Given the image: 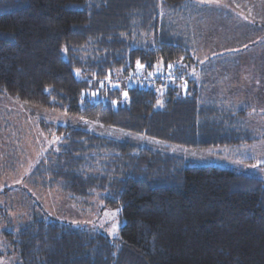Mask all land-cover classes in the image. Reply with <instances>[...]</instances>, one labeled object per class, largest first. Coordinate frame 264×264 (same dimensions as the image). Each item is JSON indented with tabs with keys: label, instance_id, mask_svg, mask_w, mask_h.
Wrapping results in <instances>:
<instances>
[{
	"label": "trees",
	"instance_id": "trees-1",
	"mask_svg": "<svg viewBox=\"0 0 264 264\" xmlns=\"http://www.w3.org/2000/svg\"><path fill=\"white\" fill-rule=\"evenodd\" d=\"M186 7L0 0V96L83 120L41 123L62 139L51 182L72 201L96 196L119 208L123 222L112 239L36 218L17 236L5 233L19 264H264V178L171 153L226 150L252 164L264 143L252 109L208 99L204 83L177 67L198 68ZM160 63L174 78L165 89L128 82Z\"/></svg>",
	"mask_w": 264,
	"mask_h": 264
},
{
	"label": "rangeland",
	"instance_id": "rangeland-1",
	"mask_svg": "<svg viewBox=\"0 0 264 264\" xmlns=\"http://www.w3.org/2000/svg\"><path fill=\"white\" fill-rule=\"evenodd\" d=\"M188 3L186 19L191 28L186 38L193 45L198 68L191 69L183 61L177 67L186 72L188 80L204 83L208 99L224 100L228 97V91L224 93V62L228 63L224 57L235 58L237 52L253 53L250 49L257 33L264 30V25L258 27L255 23L258 20L260 24L264 23V12L261 11L257 20L253 10L258 6L264 11V0H188ZM225 15L232 20L224 18ZM256 61L253 58L251 63ZM162 70L163 64L160 63L151 74ZM253 80H258V77H254L251 83ZM123 81L120 79L115 84ZM245 87L242 86V90L244 88L248 92ZM246 95L243 94V99ZM78 120L63 112L0 96V264L20 263L14 248L6 243L5 233L17 236L22 227L36 218H57L82 226V229L104 233L112 239L119 235L123 224L118 217L119 208L104 209L96 196L72 201L58 184L51 182V171L62 139L53 129L42 128L41 123L45 126L50 123L71 125ZM79 121L83 123V120ZM250 125L257 133L262 129L258 121H252ZM254 146V155L251 156L256 158V162L252 161V164L234 159L235 156L226 150L219 155L215 154L216 150L175 146L174 152H170L198 165H213L264 178V143Z\"/></svg>",
	"mask_w": 264,
	"mask_h": 264
},
{
	"label": "crops",
	"instance_id": "crops-1",
	"mask_svg": "<svg viewBox=\"0 0 264 264\" xmlns=\"http://www.w3.org/2000/svg\"><path fill=\"white\" fill-rule=\"evenodd\" d=\"M240 11L241 10L238 12ZM261 11L262 13L264 12L258 6L256 8L254 7L253 12L255 17L260 16L259 14H261ZM224 18L232 20L226 15ZM237 18H239V16ZM224 21H226V19ZM255 23L258 27L264 25V23L260 24L259 20ZM253 46L254 49L251 50L253 53L246 54L237 52L235 58L224 57V60L228 61V63L224 62V67H226L224 68V93L228 91V97H224V99L229 104L252 109V111L249 112L248 120H250V123L252 121L254 123L258 121V123H261L263 129L264 98L261 96H264V92L262 91L264 90V85H261V83L264 84V30L260 34L257 33V38ZM253 58L257 59L255 64L251 63ZM226 64L229 66H226ZM256 76L258 77V80H255L257 82L253 80L254 82L251 83V80ZM242 86H246L245 88L248 89V92L245 91L244 88L242 90ZM253 89H256L255 92L253 91L254 93L252 92ZM243 94H247L244 99ZM249 98H251V100H249Z\"/></svg>",
	"mask_w": 264,
	"mask_h": 264
},
{
	"label": "built area",
	"instance_id": "built-area-1",
	"mask_svg": "<svg viewBox=\"0 0 264 264\" xmlns=\"http://www.w3.org/2000/svg\"><path fill=\"white\" fill-rule=\"evenodd\" d=\"M174 78L170 75L162 74L161 72H156L155 75L149 74H136L128 78V82L135 86V85H160L161 89H165L169 82H171Z\"/></svg>",
	"mask_w": 264,
	"mask_h": 264
},
{
	"label": "snow or ice",
	"instance_id": "snow-or-ice-1",
	"mask_svg": "<svg viewBox=\"0 0 264 264\" xmlns=\"http://www.w3.org/2000/svg\"><path fill=\"white\" fill-rule=\"evenodd\" d=\"M137 67H138V68L142 67V66L140 65L139 61L137 62ZM169 67H171V66H169ZM123 95H124L125 100H127V99H128L127 93L125 92V93H123Z\"/></svg>",
	"mask_w": 264,
	"mask_h": 264
},
{
	"label": "clouds",
	"instance_id": "clouds-1",
	"mask_svg": "<svg viewBox=\"0 0 264 264\" xmlns=\"http://www.w3.org/2000/svg\"><path fill=\"white\" fill-rule=\"evenodd\" d=\"M157 68V67H156ZM161 72V71H160Z\"/></svg>",
	"mask_w": 264,
	"mask_h": 264
}]
</instances>
